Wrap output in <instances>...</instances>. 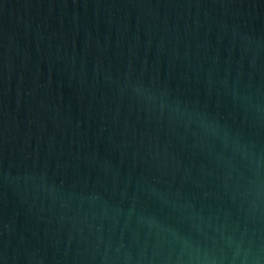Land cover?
Returning <instances> with one entry per match:
<instances>
[{"label":"water","instance_id":"95a60500","mask_svg":"<svg viewBox=\"0 0 264 264\" xmlns=\"http://www.w3.org/2000/svg\"><path fill=\"white\" fill-rule=\"evenodd\" d=\"M0 264H264V0H0Z\"/></svg>","mask_w":264,"mask_h":264}]
</instances>
